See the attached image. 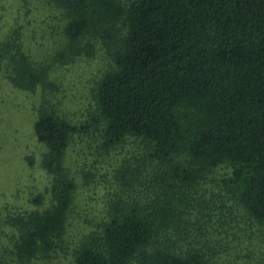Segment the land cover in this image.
I'll return each instance as SVG.
<instances>
[{"label": "trees", "instance_id": "16d2710c", "mask_svg": "<svg viewBox=\"0 0 264 264\" xmlns=\"http://www.w3.org/2000/svg\"><path fill=\"white\" fill-rule=\"evenodd\" d=\"M49 2L66 18L68 45L56 61L93 55L100 43L113 66L96 84L87 127L41 109L34 132L48 149L50 206L38 195L39 209L0 221L14 231L0 264H30L66 242L77 189L67 153L94 127L103 149L134 138L144 152L117 173L106 221L75 249L74 264H210L182 217L187 191L222 166L228 199L264 226V0ZM20 41L16 32L2 44L0 64L15 88L34 92L47 72ZM141 187L151 190L146 202Z\"/></svg>", "mask_w": 264, "mask_h": 264}, {"label": "rangeland", "instance_id": "374dc122", "mask_svg": "<svg viewBox=\"0 0 264 264\" xmlns=\"http://www.w3.org/2000/svg\"><path fill=\"white\" fill-rule=\"evenodd\" d=\"M65 24L64 13L49 0H0V47L19 32L23 51L47 72L46 85L34 92L22 91L9 81L7 61L0 64L1 222L39 209L33 203L38 195L45 197L42 209L50 206L52 179L42 166L48 149L34 132L41 109L54 110L70 123L87 127L96 108V84L113 66L100 43L93 55L56 61L68 45ZM143 152V143L134 138L103 149L102 132L95 127L76 135L66 158L77 184L66 242L50 257L30 264H74L75 249L106 221L108 203L120 184L117 173L138 163ZM228 174L225 166L216 168L187 191L191 206L182 217L186 234L207 254L210 264H264V226L228 199L222 185ZM150 191L141 187L137 198L146 202ZM13 233L0 225V257L10 258Z\"/></svg>", "mask_w": 264, "mask_h": 264}]
</instances>
